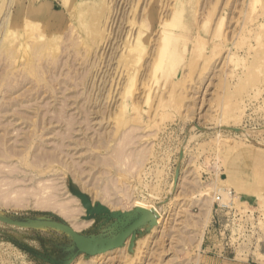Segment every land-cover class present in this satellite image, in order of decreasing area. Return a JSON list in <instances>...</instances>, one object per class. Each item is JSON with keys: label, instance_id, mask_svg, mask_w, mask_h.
Returning <instances> with one entry per match:
<instances>
[{"label": "rangeland", "instance_id": "obj_1", "mask_svg": "<svg viewBox=\"0 0 264 264\" xmlns=\"http://www.w3.org/2000/svg\"><path fill=\"white\" fill-rule=\"evenodd\" d=\"M86 202L154 218L0 221V264H264V0H0V216L136 218Z\"/></svg>", "mask_w": 264, "mask_h": 264}, {"label": "water", "instance_id": "obj_2", "mask_svg": "<svg viewBox=\"0 0 264 264\" xmlns=\"http://www.w3.org/2000/svg\"><path fill=\"white\" fill-rule=\"evenodd\" d=\"M86 207L88 208V211L90 214H108L111 218H114L116 220L122 217L125 218L126 215H130V216L134 215L136 216V218L129 227L125 229H120L121 232L119 230L118 232L119 234L117 235L116 239L112 238V239H109V241L106 240V237H100L98 239H90L80 233H76L69 224L60 222V221H55V220L32 219V220L23 222V221L7 219V218L0 216V221L5 224L15 226V227H20V228H46V229H54V230L61 231L63 233H66L73 239L78 253L85 254L88 256H94L96 254H100L102 252H106L108 250L122 246L129 236H134L135 238V235L138 232L139 228L146 221L154 218L153 217L154 215L152 214L151 211H147L143 213L140 210H136L130 214L128 213L121 214L119 212L113 213L107 207L103 205L92 206L88 202H86ZM98 241H107V242L102 246H94L92 244Z\"/></svg>", "mask_w": 264, "mask_h": 264}, {"label": "bare ground", "instance_id": "obj_3", "mask_svg": "<svg viewBox=\"0 0 264 264\" xmlns=\"http://www.w3.org/2000/svg\"><path fill=\"white\" fill-rule=\"evenodd\" d=\"M168 25H169V24H168ZM165 27L167 28V25H166V24H165ZM163 35H166V34H163ZM168 35H169V34H168ZM168 35H166V36L164 37L165 42L167 41V42H166L167 44H169L168 42H170V41H169V38H167V37H170V36H168ZM166 38H167V39H166ZM162 39H163V38H162ZM164 39H163V40H164ZM172 39H173V38H172ZM162 42H163V41H162ZM177 43H178V42H177ZM162 46H163V45H162ZM170 46H172V45L170 44ZM176 47H177V46H176ZM176 47H175V48H176ZM163 50H164V52L167 50V46H166V44H165V47H164ZM163 50H162V51H163ZM169 50H171V47L169 48ZM178 51H179V50H178ZM178 53H179V52H178ZM163 59H164V57H161L162 63H163ZM161 60H160V61H161ZM169 60H170V59H169ZM160 64H161V63H160ZM163 73H164V72H163ZM222 193L225 194L226 191L222 189ZM217 200H218V201H221L222 198H221L220 196H217V197H216V201H217ZM220 204H221V206H223V207L226 206V205L222 204V201H221ZM206 209H207V208H206ZM204 210H205V209H204ZM207 212H208V211H207ZM204 214H205V213H204ZM205 215H206V214H205ZM201 225H202V224H201Z\"/></svg>", "mask_w": 264, "mask_h": 264}, {"label": "crops", "instance_id": "obj_4", "mask_svg": "<svg viewBox=\"0 0 264 264\" xmlns=\"http://www.w3.org/2000/svg\"><path fill=\"white\" fill-rule=\"evenodd\" d=\"M211 259V258H210ZM213 260V259H211ZM223 264H251V263H247V262H242V261H230V260H226V259H223L222 260Z\"/></svg>", "mask_w": 264, "mask_h": 264}, {"label": "built area", "instance_id": "obj_5", "mask_svg": "<svg viewBox=\"0 0 264 264\" xmlns=\"http://www.w3.org/2000/svg\"><path fill=\"white\" fill-rule=\"evenodd\" d=\"M217 207L218 209H221V210H231L230 207H221L220 205L217 204Z\"/></svg>", "mask_w": 264, "mask_h": 264}]
</instances>
